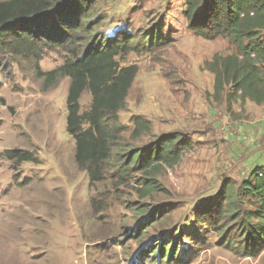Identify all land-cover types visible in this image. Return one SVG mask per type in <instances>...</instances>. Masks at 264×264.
Wrapping results in <instances>:
<instances>
[{
  "label": "rangeland",
  "instance_id": "rangeland-1",
  "mask_svg": "<svg viewBox=\"0 0 264 264\" xmlns=\"http://www.w3.org/2000/svg\"><path fill=\"white\" fill-rule=\"evenodd\" d=\"M94 4L89 19L99 20L102 37L125 33L136 47L147 32L162 41L118 60L137 73L117 115L113 157L92 185L65 130L69 80L46 91L37 77L36 65L46 73L69 55L45 51L37 64L0 56V154L26 151L37 160L16 166L0 155V264H264V251L243 258L226 250L214 227L197 217L224 181L239 185L258 166L264 175V104L235 105L228 118L225 104L210 97L213 77L203 64L231 53L227 41L190 32L183 0ZM89 105L84 92L80 113ZM136 116L151 132L134 139ZM175 132L192 149L173 168L153 172L159 190L140 198L142 174L122 165L127 152Z\"/></svg>",
  "mask_w": 264,
  "mask_h": 264
},
{
  "label": "trees",
  "instance_id": "trees-1",
  "mask_svg": "<svg viewBox=\"0 0 264 264\" xmlns=\"http://www.w3.org/2000/svg\"><path fill=\"white\" fill-rule=\"evenodd\" d=\"M94 1L0 2V56L32 59L37 64L45 51L61 50L69 55L60 67L46 73L36 65L37 77L44 80L46 91L63 78L69 80L65 130L74 140V162L88 173L91 185L98 181L100 167L113 157L112 147L120 129L117 115L126 107V96L137 73L136 66L120 67L118 60L138 47L146 49L162 41L161 36L147 32L136 47L125 33L102 37L97 33L99 20L89 19L97 8ZM183 4V18L190 32L206 41L225 39L231 49L227 55L214 54L203 64L213 77L212 100L225 104L228 118L234 117L235 105H263L264 0H183ZM84 92L90 95V105L80 113L79 100ZM132 123L134 139L151 132L150 122L142 117H133ZM192 146L186 135L175 132L144 149L127 152L122 165L142 174L139 197L158 191L153 172L173 168ZM0 155L16 166L37 161L26 151ZM262 172L256 167L239 185L224 181L213 202L197 215L214 227L220 246L243 258H255L264 251ZM231 237L235 240L228 239Z\"/></svg>",
  "mask_w": 264,
  "mask_h": 264
},
{
  "label": "crops",
  "instance_id": "crops-1",
  "mask_svg": "<svg viewBox=\"0 0 264 264\" xmlns=\"http://www.w3.org/2000/svg\"><path fill=\"white\" fill-rule=\"evenodd\" d=\"M249 126H250V125H249ZM263 126H264V123H263ZM263 129H264V128H263ZM259 132H263V133H264V131H263L262 129H259ZM258 167H261V166H258ZM255 168H256V167H255ZM255 168H254V169H255ZM261 168H262V167H261ZM254 169H251L250 172H252Z\"/></svg>",
  "mask_w": 264,
  "mask_h": 264
},
{
  "label": "built area",
  "instance_id": "built-area-1",
  "mask_svg": "<svg viewBox=\"0 0 264 264\" xmlns=\"http://www.w3.org/2000/svg\"><path fill=\"white\" fill-rule=\"evenodd\" d=\"M260 176V175H259Z\"/></svg>",
  "mask_w": 264,
  "mask_h": 264
}]
</instances>
